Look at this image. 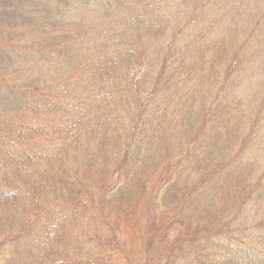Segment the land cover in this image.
<instances>
[{"label": "trees", "instance_id": "trees-1", "mask_svg": "<svg viewBox=\"0 0 264 264\" xmlns=\"http://www.w3.org/2000/svg\"><path fill=\"white\" fill-rule=\"evenodd\" d=\"M0 264H264V0H0Z\"/></svg>", "mask_w": 264, "mask_h": 264}]
</instances>
